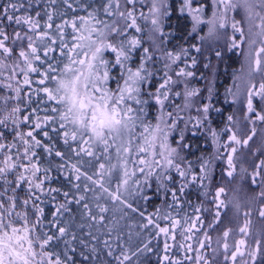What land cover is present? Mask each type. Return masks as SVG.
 I'll use <instances>...</instances> for the list:
<instances>
[{"label":"snow or ice","instance_id":"obj_1","mask_svg":"<svg viewBox=\"0 0 264 264\" xmlns=\"http://www.w3.org/2000/svg\"><path fill=\"white\" fill-rule=\"evenodd\" d=\"M75 2L82 8L89 7L80 5V0ZM63 3L75 11L70 0H63ZM101 11L110 19H99ZM240 12L248 24L247 34L242 21L232 15ZM174 14L178 15V20L181 17L191 20V32L198 28L202 31V25L207 27L206 35L200 37L202 44L219 40L227 35L225 30L230 27L229 50L239 48L247 41L249 75L264 73V0H176L175 3L171 0H104L87 16L75 15L61 23H54L51 12L45 13L47 19L42 23L41 13L30 14L25 9L24 0H6L0 7V112L7 113L0 118V126L7 129L9 121L13 125L9 142H6L7 133L0 131V264H75L74 257L68 255L67 250L62 258L52 244L67 235V229L58 226V217L68 210L73 200L80 204L85 196L69 199L70 191L49 186L53 166L41 164V152L47 157L59 158L55 167L66 172L65 179L72 188L78 191L79 182L86 180L90 183L84 185L85 192L96 191L90 185L98 186L113 202L138 212L146 220L143 227H154L156 236L164 238L165 255L161 264H184L185 261L190 264H264V233L251 239V210L244 213V222L237 227H220L223 224L222 210L228 208L222 199L224 187L216 188L212 200L214 214L207 225L200 215L201 207L194 209V217L185 214L179 218L185 189L192 184L207 189L209 185L205 182L211 183L215 160H226L224 172L227 177H234L240 160L239 150L248 147L249 141L256 136L257 122L264 124V78L259 87L251 82L247 87L245 119L252 125L250 134L239 129L234 131L236 122L229 115L227 120L232 126L226 125L222 129V132L229 133L222 145V132L211 127L210 119L212 110H220L213 109L211 103L196 108L197 115L187 120L179 111L175 114L165 111V101L169 100L174 86L184 85L182 93H174L176 97L182 96L184 108L191 107L192 98L199 94L198 89H190L187 84V78L194 76V72L188 69L197 64L196 57H192L191 65L185 60V67L173 69V65L189 56L190 49L182 46L179 51L164 49L172 35L164 31V24ZM5 21L18 27L9 34ZM69 28L71 32L67 31ZM130 31L146 34L149 46H142L143 35H130ZM256 45L259 46L254 47ZM191 48L197 53L202 50L197 45H191ZM138 50V60L134 61ZM57 51L59 58L54 55ZM156 52L162 53L160 59L165 61L162 82H158V86L153 83L155 73L148 67L150 62H156ZM106 53L109 54L107 58ZM221 55L220 50L215 51L217 58ZM204 67L209 68L210 62ZM169 72H174L177 79H173ZM207 92V99L211 101V83ZM257 99L259 106L255 103ZM152 102L158 106L159 112L155 124L146 121ZM175 107L180 109V105ZM181 122L183 128L178 127ZM22 126L27 130H21ZM201 129L210 134L216 152L207 158H198L197 172L181 151L190 148L189 144L183 143L185 133L191 131L195 136ZM50 133L62 140L67 151L57 147V141ZM174 133L179 134L176 147L169 142ZM69 153L104 162H100L98 171L90 175L81 170L79 162L69 163ZM113 154L115 164L112 163ZM129 165L132 171H129ZM117 170L122 172V178L117 188L111 191L105 187V177ZM173 171L178 182L171 174ZM240 171L247 173L248 170L241 167ZM137 173L143 176V183L134 180L135 188H132L129 181ZM248 175L253 187L260 186L261 190L251 202H260L259 217L264 218V159L254 164ZM153 179L157 192L163 190L165 198L171 196L167 207H175L176 216L170 211L161 214L159 208L145 216L144 211L129 202L128 197L134 196L149 199L144 189L152 187ZM54 193L62 195L65 203L55 205L52 220L48 221L51 227L46 232L42 227L46 219L42 205L45 197L56 201ZM83 207L89 209L87 203ZM97 207L101 214L108 211L100 204ZM239 207L236 203L237 211ZM91 218L95 220L96 216ZM159 219L166 222L165 226L158 223ZM99 220L103 221L104 216L100 215ZM51 228H55L58 235L49 234ZM211 231L219 232L215 241ZM198 233H202V239L198 238ZM169 240L173 243L170 244ZM104 245L108 256H113L111 244L105 240ZM174 247L184 251L183 260L169 255ZM91 251L96 250L93 247ZM88 258L84 256L85 260ZM115 259L118 264H125L131 257L121 250Z\"/></svg>","mask_w":264,"mask_h":264},{"label":"trees","instance_id":"obj_2","mask_svg":"<svg viewBox=\"0 0 264 264\" xmlns=\"http://www.w3.org/2000/svg\"><path fill=\"white\" fill-rule=\"evenodd\" d=\"M5 2L6 0H0V7H2ZM70 2L73 3V9H75V11H73L72 9H68L67 6L63 3V0H55V3H52V0H24L25 9H27L30 14L34 15L37 11L41 13L42 23L47 19L45 15L46 12L52 13L54 17V23H61L62 20L71 19L75 15L85 16L86 11L89 12L94 8H99L100 5L104 3V0H80V5L89 6L86 9L78 6L75 0H70ZM29 3L31 4V7H29ZM137 7L139 8V5ZM147 7L148 5L146 3L143 9L145 12L147 11ZM98 16H103L104 18H106L102 11L98 13ZM172 19L173 15L164 24V31L172 33V35L169 37L170 39H168L166 46H172L175 51H179V48L181 46L186 47L191 49L193 56H196L197 52L195 51V49L191 48V45H197L199 43L195 35H188L190 25L189 18H180L185 23L183 27H172ZM17 27L18 26L14 24L8 25L5 21V28L9 34H11L13 29ZM178 28L179 30H177ZM141 35H143L144 38V34H140V36ZM222 48H225L226 50L221 49V57H215V69L211 70L212 73L210 75V78L207 77L208 80L204 84H197L196 89L199 90V94L192 98L193 101L191 107L184 108V101L182 99V96L178 97L179 99L177 100V98L172 97V94H170L169 100L166 102V106L169 107L170 105H172L174 107V114L176 111H179L180 115L184 117L185 120H187L189 117H195L197 115L196 108L201 107L205 103H211L213 105V109L220 110L219 112L212 110L210 113V119L212 121L211 127L216 129L217 132H222V129H224L226 125L230 127L232 126L227 120V117L229 115H232L234 121L236 122V127H234L233 130L235 131L239 129L243 130L247 134H250L252 125L245 119V107H242V104H240L242 102L240 101V103H235L232 100L231 96L232 90L229 91V88H225L226 85H228L230 88L234 86L235 76H237L240 69H242L241 51H238L237 48L230 51L227 47V44H223ZM208 50L209 49H207V52H205L204 56L211 54V52H209L210 50ZM54 55L59 58L58 51ZM226 61H231L232 64L227 63ZM202 62H200L199 66H201ZM153 64L154 63H152V65ZM194 68L196 69L199 67H197L196 64ZM193 78L194 77L190 78L191 83ZM196 80L198 81V79ZM261 82V76L256 73L254 75L253 83H255L257 87H259V84ZM209 83H211L213 86V96L211 101L207 99V88ZM33 86L35 87V85ZM33 99L35 100L36 97L34 96ZM255 103L259 106L258 99L255 101ZM176 105H180V109H176ZM153 107H155L154 102H152L151 108ZM41 108H43V105H41ZM6 114V112H0V118H3ZM42 114L43 113L41 112V115ZM12 127L13 125L11 124V121L8 122L7 129H4L2 126H0V131H5L7 133L8 139L6 142L11 141L12 139ZM178 127L183 128V122H181ZM256 129L257 134L253 137L252 141H249L248 147L242 148L238 152L240 160L237 163V170L234 174V177L229 178L224 172L227 167L226 160H215L213 163V175L211 183L209 184L208 181L205 182L209 185L207 189L201 188L198 184L189 185L185 189V192L181 197L179 218H183L185 214L190 217H194L196 215L194 209L196 207H201L202 212L200 213V215L205 220V225H207V223L212 219V215L214 214V204L212 203V200L215 195L216 188L224 187L225 194L224 196H222V199H224L226 204H228V208L222 210L223 224L220 227H237L244 222V213L251 210V216L249 217V219L251 220V232L253 234L251 239L258 238L261 233H264V218L259 217L260 202H251L252 198L257 196L261 189L260 186L253 187L251 185V181L248 175L253 171L254 164L258 163L260 159H264V124L257 122ZM21 130L26 131L27 128L22 126ZM52 135L54 140L57 141V147L61 149L62 144H60V139L56 137L55 134ZM228 135L229 133L222 132V135L220 137L221 145L226 142ZM170 141L172 146L176 147V142L179 141V134L174 133L173 135H171ZM183 143L189 144L190 148L181 151V155L185 158L186 161L192 162L193 169L197 172L199 170L198 158L201 156L207 158L212 153L216 152V146L213 144L210 134L204 129L198 130L195 136L192 135L191 131H187L185 133V140L183 141ZM223 151L224 150L221 148V152ZM59 162V158L47 157L46 154L41 152V164L45 166L51 164L53 166L50 173L53 179L50 181L49 186L61 188L62 191H70L69 199H72L77 195L78 191L72 188V186L65 179L66 172H62L55 167V164ZM241 167L246 168L248 170L247 173H241ZM171 174L176 177L175 171H173ZM176 178L178 182L179 178ZM151 184V188L144 189V192L147 194L149 199L145 200L141 196H134L132 197V199H130L136 205V208L144 211L145 216L155 213L158 208L160 209L161 214L170 211L173 216H176L177 209L175 207H173L172 209H168L167 207V205L171 203V196L169 195L167 198H165L163 190L157 192V186L154 179L151 181ZM169 186L172 187L173 185L170 184ZM110 187L111 191H114L117 188V185L111 182ZM206 192L207 195H205ZM53 195L57 196L56 201H51L50 198L45 197V203L42 205L45 209L46 217L42 227L46 232H48L51 227L48 221L52 220V212L54 211L55 205L58 203H65V199L62 195L55 193ZM236 203H239L240 205L238 211L235 208ZM107 208L108 210H110L108 206ZM203 209H208V211H203ZM110 212L111 217H117L116 221L113 223V230H115L114 234L112 236H109V238L117 246L113 253L112 261L118 264L115 256H117V253L123 249L128 253H131V255H129L131 259L129 261H126L125 264H161L163 256L165 255L163 251L164 238L162 236L157 237V230L152 226H149L148 228L138 226L141 220L137 219L136 213L129 211L127 212V215H118V213H116L115 211H107L106 214L103 215L96 210H91L90 213H87L89 214V216H86L82 212L80 205L74 206L73 202L68 205V210L64 211L63 215L58 217V226L65 227L67 229V235L62 237L60 240L54 241L52 244V248L55 251L60 252L62 258L64 251L67 250L68 253H70L71 256L74 257L75 264H102L105 252L101 248V242L97 238L92 239L91 234H86L83 230V227L78 223L84 221L86 222L93 215L96 216L97 219L100 215H103L105 219ZM223 213H226V215H223ZM118 216L120 217V221L118 220ZM127 218H129L131 223H133V226L130 227L128 234H126L124 231V226L126 225ZM229 220L232 221L231 224H229ZM106 222H108V218ZM158 223H160L161 226H165L166 222L163 219H159ZM49 234L58 235V232H56L55 228H51ZM210 234L213 237V241H215L219 232L211 231ZM197 236L200 239L203 238L202 233H198ZM73 237H75V239H73ZM117 237H119V239H117ZM67 238H69L71 241L70 246L65 245V241H67ZM104 239L105 238H103V240ZM81 241H83V243H81ZM179 241L180 237L177 236V242ZM168 242L170 244L173 243L171 240H169ZM121 243L123 248L119 247ZM143 245H147V248H142ZM195 246L196 245L194 244V247ZM93 247L96 250L94 253L91 251ZM213 247H215L214 242ZM72 249H75V252H73ZM81 253H83V255H81ZM133 253L135 254L133 255ZM169 255L173 259L178 258L183 260L185 253L182 249L174 247L171 249ZM190 255L194 254L190 253ZM84 256H87L89 258L85 260ZM184 264H190V262L185 261Z\"/></svg>","mask_w":264,"mask_h":264},{"label":"rangeland","instance_id":"obj_3","mask_svg":"<svg viewBox=\"0 0 264 264\" xmlns=\"http://www.w3.org/2000/svg\"><path fill=\"white\" fill-rule=\"evenodd\" d=\"M171 2L175 3L176 0H171ZM87 14H88V11L85 12V16H87ZM232 15L235 16V19L242 21V26L244 27L245 33L247 34L248 24H247L246 21H244L243 12H240L239 14L233 13ZM98 18L102 19V20L108 19V17L104 18L103 16H98ZM189 21H190L189 32H191L192 22H191L190 19H189ZM141 23H143V22H141ZM184 25H185L184 21H182L180 18L178 20V15L174 14L173 15V19L171 20V26L172 27H175V26L183 27ZM201 28H203L202 31L200 30V28H198L196 32H191V36L195 35V37H197V39H198V43L199 44H197V46H201L202 47V50L199 53V55L197 53L196 56H193V54L191 52V49H190L189 53H191V54H189L188 57L182 59L181 61H178L176 65H173V69L178 70L180 67H185V60L187 61L188 65H191L192 57H196V59L198 58L197 67H199V68H196L198 70H196L194 68L196 65L193 66V67H190L188 69V70H191V71L194 72V76H193L194 78L192 79V83L190 82L191 81L190 78H192V77L187 78V84H188V87L190 89H196L197 84L198 85H200L202 83L204 84L208 80L207 77L210 78V75L212 73L211 70L215 69V66H214L215 57H216L215 56V51L216 50H220L221 51V49L222 50L223 49L226 50L225 48H222L223 44H225V45L227 44V47L229 48V38L232 36V30L229 27L228 29L225 30L227 35L222 36L219 40H216V41H205L202 44V42L200 40V37L206 35L207 27L202 25ZM68 32H71L70 28L68 29ZM130 35L140 36V34L135 33L134 31H131ZM236 36H237V40H239V38H240L239 37V33H237ZM143 39H144V44L142 46L143 47H148L149 46V42L147 40V35L146 34H144V38ZM166 44L164 45V49L166 51H175L174 48H172V46L171 47H167ZM258 46L259 45H256L254 47H258ZM207 47H210V48H207ZM206 48L210 50V51L209 50L208 51L211 52V54H208L207 56H204L205 52H207ZM237 49H238V51H241V55H242L241 56L242 69H240V71L238 72L237 76H235L234 86H232L230 88L228 85H226L225 88H229V91L232 90V93H231L232 100L235 103L242 102L240 104H242V107H245V110H246V92H247V87L250 86V82L253 83L254 75L256 73H252L251 76L249 75V61H248V57H247L249 48H248L247 41L242 43L240 45V47L237 48ZM139 54H140V50H138L137 53L134 54V61L138 60ZM108 56H109V54L106 53V58ZM161 56H162V53L156 52L154 54V58L156 60V62H155L156 64L154 63L152 65V62H150L149 65H148L149 69L152 70L155 73L153 83L156 86H158V82H162L161 78L163 77V73L165 71V69H164L165 61L163 59H160ZM200 62H202L201 66H199ZM209 62H210V67L209 68H205L204 65L206 63H209ZM227 63L232 64L231 61H228ZM153 69H155V70H153ZM157 69H159L158 72L156 71ZM258 74L261 76V79H262V77H264V73H258ZM169 75H172L173 79H177V77L174 75V72H169ZM180 79L183 80L184 78H180ZM196 79H198V81ZM153 90H154V88H153ZM183 90H184V85L183 84H181L179 86H176V88L174 86L173 87V92L170 93V94H172V97H175L178 100L179 98L176 97L174 95V93L176 91H180L182 93ZM170 94H169V96H170ZM166 102L167 101H165V111H173L174 107L172 105H170L169 107L166 106ZM178 103H179V101H178ZM158 115H159L158 106L155 105V107H153V108L150 107L148 109V116L146 118V121L150 122L151 124H155L156 123V117ZM171 135H173V134H171ZM169 142L171 143L170 137H169ZM60 144H62L61 150L67 151L66 147L62 143V140H60ZM173 145H174V143H173ZM69 155L71 156V160L69 161L70 164H77L79 162L78 166L81 167V170L88 172L90 175L93 174L94 172L98 171L100 162H104L103 160L96 161V160H94V159H92L90 157H87V156H83L81 158V157H76L75 155H73L71 153H69ZM112 163H114V164L116 163V159H115V155L114 154H113V158H112ZM129 171H132V166L131 165H129ZM121 178H122V172L120 170L114 171L111 174L110 177H105V181H104L105 182V187H108L111 190V187H110L111 182L115 183L116 185H118V182L121 180ZM137 179H139L140 182H143V176L140 175L139 173H137V175L132 177L130 179V181H129V185L132 188H135V184L133 183V181L137 180ZM79 183L81 184V187L78 190V193H77V195L75 197L78 198L80 195H84L85 199L83 201H81L80 204H76L74 202V200H73V204H74V206L80 205V207L82 209V212L86 216H89V214H87V213H90L91 210H96V211L99 212V208L97 207V204H100L101 206H105V207L108 206L110 208V210H108V211H113V212L115 211L116 213H118V215L119 214L127 215V212L131 211L130 209H127V208L123 207L122 205H120L118 202H113L110 198L107 197V194H103L101 192V190L98 188V186L90 185V187L96 188V191L95 192H93V191L85 192L84 185L85 184H89L90 182L82 179ZM121 191H123V189H121ZM130 199H132V197H128V200H129L130 203L133 204L134 207H136V205ZM85 203H87L89 205V209H85L83 207V205ZM139 210L141 211V209H139ZM134 213L137 214V219L141 220L139 222L138 226L142 227L143 224L146 223V220L145 219L143 220V217H141L138 212H134ZM105 214H106V212L103 213V215H105ZM107 218H108V222H106ZM116 218L117 217H111V212H110L108 214V216L103 221H100L99 218L98 219L96 218L95 220H93L90 217L86 222L84 221V222H79L78 223L79 225H81L83 227V230H84V232L86 234H88V233L91 234V238L92 239H93V237H95V238L99 239V241L101 242V248L105 252V255L103 256V263L102 264H117L114 261H112L113 256H111V257L108 256V254H107L108 253V249L104 245V241L107 240L111 244L112 250H113V253H114V251H115L117 246L109 238V236H112L114 234L115 230H113V227H114L113 223L116 221ZM118 220L120 221V217L119 216H118ZM131 226H133V223H131L129 218H127L126 225L124 226V231H125L126 234L129 233V230H130ZM103 238H105V239L103 240ZM67 241H68V246H70L71 245L70 239L67 238ZM119 247L123 248L122 243L119 245ZM142 248H145V245H143ZM120 252H121V250L117 253V256L120 254ZM126 253H127V255H131V253H128L127 251H126ZM68 255L71 256L70 253H68Z\"/></svg>","mask_w":264,"mask_h":264}]
</instances>
